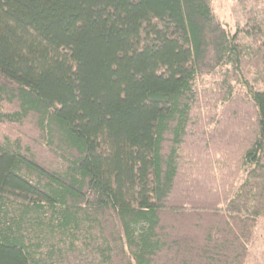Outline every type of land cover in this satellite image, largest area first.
Returning <instances> with one entry per match:
<instances>
[{"label":"trees","instance_id":"obj_1","mask_svg":"<svg viewBox=\"0 0 264 264\" xmlns=\"http://www.w3.org/2000/svg\"><path fill=\"white\" fill-rule=\"evenodd\" d=\"M213 1L0 0V264L250 263L264 0Z\"/></svg>","mask_w":264,"mask_h":264},{"label":"rangeland","instance_id":"obj_2","mask_svg":"<svg viewBox=\"0 0 264 264\" xmlns=\"http://www.w3.org/2000/svg\"><path fill=\"white\" fill-rule=\"evenodd\" d=\"M213 7L216 15L231 28L232 32L238 30L243 45H249L252 42V38L246 32L242 0H214ZM254 79L255 77H252L250 81L252 82ZM249 264H264V237L262 242L254 247Z\"/></svg>","mask_w":264,"mask_h":264}]
</instances>
